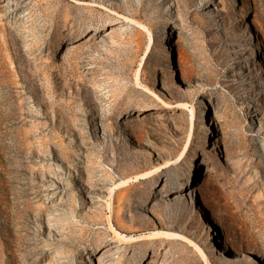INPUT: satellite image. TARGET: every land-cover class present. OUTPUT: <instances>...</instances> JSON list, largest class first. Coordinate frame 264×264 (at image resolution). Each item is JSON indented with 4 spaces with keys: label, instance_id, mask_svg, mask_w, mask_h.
<instances>
[{
    "label": "rangeland",
    "instance_id": "1",
    "mask_svg": "<svg viewBox=\"0 0 264 264\" xmlns=\"http://www.w3.org/2000/svg\"><path fill=\"white\" fill-rule=\"evenodd\" d=\"M0 189V264H264V0H0Z\"/></svg>",
    "mask_w": 264,
    "mask_h": 264
},
{
    "label": "bare ground",
    "instance_id": "2",
    "mask_svg": "<svg viewBox=\"0 0 264 264\" xmlns=\"http://www.w3.org/2000/svg\"><path fill=\"white\" fill-rule=\"evenodd\" d=\"M254 64H256V63H254ZM254 66V65H253ZM150 108H153V105H151V104H147V105H145V106H143L141 109H142V112L139 114V116H143V115H145L146 113H147V111L150 109ZM204 116H205V114L203 113L202 114V122H203V127H205L204 126ZM133 120H134V118H133ZM206 132V131H205ZM207 134V133H206ZM127 139H128V137H127ZM148 177V176H147ZM191 177H190V175H189V177H188V183H190L191 182ZM128 182L127 181H123V182H121L120 184H118V187L119 186H123V185H126ZM1 190V189H0ZM182 191H184L185 193H187V187L186 186H183V188L181 189V192ZM111 193V192H110ZM191 198V197H190ZM143 209H149L148 208V206H144L143 207ZM160 234V233H159ZM1 240V239H0ZM227 241L229 242V243H231L233 246H234V250L233 251H235L237 254V256L238 257H236V260L235 261H233V264H244V261H245V259H243L240 255H241V253L236 249V245H235V243L232 241V240H230V239H227ZM4 242V241H3ZM2 249H3V247H2ZM5 250V249H4ZM13 254V253H12ZM1 255V254H0ZM14 255V254H13ZM3 257V256H2ZM15 257V256H14ZM7 259V258H6ZM206 260H207V258H206ZM16 261V260H15ZM11 262V261H10ZM6 263V262H5Z\"/></svg>",
    "mask_w": 264,
    "mask_h": 264
}]
</instances>
